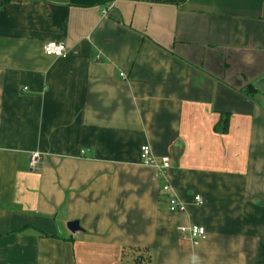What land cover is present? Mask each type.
Instances as JSON below:
<instances>
[{
	"label": "crops",
	"instance_id": "obj_1",
	"mask_svg": "<svg viewBox=\"0 0 264 264\" xmlns=\"http://www.w3.org/2000/svg\"><path fill=\"white\" fill-rule=\"evenodd\" d=\"M0 264H264V0H0Z\"/></svg>",
	"mask_w": 264,
	"mask_h": 264
},
{
	"label": "built area",
	"instance_id": "obj_2",
	"mask_svg": "<svg viewBox=\"0 0 264 264\" xmlns=\"http://www.w3.org/2000/svg\"><path fill=\"white\" fill-rule=\"evenodd\" d=\"M44 53L46 55L61 57L69 54L67 45L63 42L48 41L45 43ZM124 75V73H123ZM41 153L35 152L30 158L31 170H36L40 165ZM141 161L144 165L154 166L157 168V172L161 176H165L169 168L172 166L169 157H163L158 159L150 145H143L141 148ZM164 191L169 193V210L173 213L183 212L186 210V205L181 201L178 194L173 190V186L170 183H166L163 187ZM195 202L198 205L203 204V199L200 195L195 196ZM190 237L195 244L199 243L206 237V229L200 225H193L189 229Z\"/></svg>",
	"mask_w": 264,
	"mask_h": 264
},
{
	"label": "trees",
	"instance_id": "obj_3",
	"mask_svg": "<svg viewBox=\"0 0 264 264\" xmlns=\"http://www.w3.org/2000/svg\"><path fill=\"white\" fill-rule=\"evenodd\" d=\"M104 1L106 0H71L73 4L80 5V6H90L93 4L102 3ZM249 90H251V92H255L256 89L254 86L250 85ZM150 257H151V254L147 255L148 259H150Z\"/></svg>",
	"mask_w": 264,
	"mask_h": 264
},
{
	"label": "water",
	"instance_id": "obj_4",
	"mask_svg": "<svg viewBox=\"0 0 264 264\" xmlns=\"http://www.w3.org/2000/svg\"><path fill=\"white\" fill-rule=\"evenodd\" d=\"M76 225H77V223L75 222H73V223H70V229L72 230V231H74L75 230V227H76Z\"/></svg>",
	"mask_w": 264,
	"mask_h": 264
},
{
	"label": "bare ground",
	"instance_id": "obj_5",
	"mask_svg": "<svg viewBox=\"0 0 264 264\" xmlns=\"http://www.w3.org/2000/svg\"><path fill=\"white\" fill-rule=\"evenodd\" d=\"M42 156V155H41ZM170 211V210H169ZM171 212V211H170Z\"/></svg>",
	"mask_w": 264,
	"mask_h": 264
}]
</instances>
